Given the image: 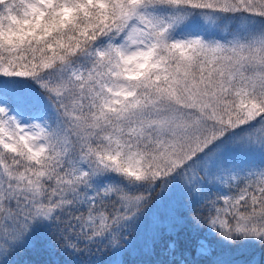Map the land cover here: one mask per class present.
<instances>
[{
	"label": "snow or ice",
	"instance_id": "obj_1",
	"mask_svg": "<svg viewBox=\"0 0 264 264\" xmlns=\"http://www.w3.org/2000/svg\"><path fill=\"white\" fill-rule=\"evenodd\" d=\"M0 264H264V0H0Z\"/></svg>",
	"mask_w": 264,
	"mask_h": 264
}]
</instances>
